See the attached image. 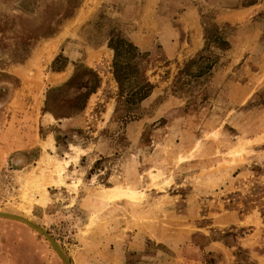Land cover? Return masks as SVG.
I'll use <instances>...</instances> for the list:
<instances>
[{
  "label": "rangeland",
  "instance_id": "1",
  "mask_svg": "<svg viewBox=\"0 0 264 264\" xmlns=\"http://www.w3.org/2000/svg\"><path fill=\"white\" fill-rule=\"evenodd\" d=\"M66 9L0 0V192L1 174L15 184L0 211L42 226L70 264H264V0ZM112 36L153 84L131 110L115 107ZM110 187L136 198L96 197ZM0 256L64 264L8 220Z\"/></svg>",
  "mask_w": 264,
  "mask_h": 264
},
{
  "label": "trees",
  "instance_id": "2",
  "mask_svg": "<svg viewBox=\"0 0 264 264\" xmlns=\"http://www.w3.org/2000/svg\"><path fill=\"white\" fill-rule=\"evenodd\" d=\"M80 0H65L67 7L64 17L71 14L72 10L79 4ZM108 47L112 50L111 74L117 87L116 108L123 105L126 110H131L138 105L151 91L153 84L150 83L138 68V57L136 47L129 41L119 36H112L108 39ZM58 63V57H55L51 63V70L58 71L61 68ZM96 82L98 77L92 73ZM92 92V91H90ZM89 92V93H90ZM130 119V117H128ZM59 138L54 136L55 146L58 144ZM102 161L99 157L96 159L90 170Z\"/></svg>",
  "mask_w": 264,
  "mask_h": 264
},
{
  "label": "water",
  "instance_id": "3",
  "mask_svg": "<svg viewBox=\"0 0 264 264\" xmlns=\"http://www.w3.org/2000/svg\"><path fill=\"white\" fill-rule=\"evenodd\" d=\"M0 217L20 221V222L24 223L25 225H27L29 228L36 231L37 233L41 234L48 241L51 249L62 260V262L64 264H70L68 259L65 256V254L61 250L59 244L46 232V230L42 226L38 225L37 223L31 221L28 218L21 217L20 215L14 214L11 212L0 211Z\"/></svg>",
  "mask_w": 264,
  "mask_h": 264
},
{
  "label": "bare ground",
  "instance_id": "4",
  "mask_svg": "<svg viewBox=\"0 0 264 264\" xmlns=\"http://www.w3.org/2000/svg\"><path fill=\"white\" fill-rule=\"evenodd\" d=\"M117 194L125 195L129 199L130 198L135 199L136 198L135 196H136L137 193L132 188L122 189V188H119V187H110V188H106V189H104L102 191H99L96 194V197L99 198V199H109L110 196L117 195ZM0 209H2V208L0 207ZM3 212H7V211H3ZM11 213H13V212L11 211ZM18 215H20V214H18ZM21 217L28 218L26 215H22Z\"/></svg>",
  "mask_w": 264,
  "mask_h": 264
},
{
  "label": "built area",
  "instance_id": "5",
  "mask_svg": "<svg viewBox=\"0 0 264 264\" xmlns=\"http://www.w3.org/2000/svg\"><path fill=\"white\" fill-rule=\"evenodd\" d=\"M1 177L5 179L6 188L0 192V198H7L12 192L15 190V184L12 182L11 176H7V174H1ZM1 181V180H0Z\"/></svg>",
  "mask_w": 264,
  "mask_h": 264
},
{
  "label": "crops",
  "instance_id": "6",
  "mask_svg": "<svg viewBox=\"0 0 264 264\" xmlns=\"http://www.w3.org/2000/svg\"><path fill=\"white\" fill-rule=\"evenodd\" d=\"M53 141H54V140H53ZM54 146H55V145H54ZM4 220H8V221H10V222H13V223L19 224L21 227H24L25 229H27V228L30 229L27 225H25L24 223H22V222H20V221L0 217V221H4ZM30 220H31V219H30ZM31 221H32V220H31ZM26 227H27V228H26ZM0 258H1V256H0ZM0 264H5V262L2 261V260L0 259Z\"/></svg>",
  "mask_w": 264,
  "mask_h": 264
}]
</instances>
